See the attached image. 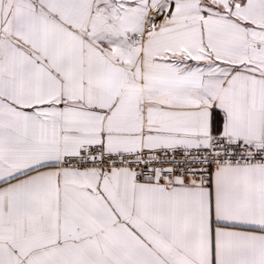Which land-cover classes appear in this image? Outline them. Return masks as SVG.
<instances>
[{
  "label": "snow or ice",
  "instance_id": "snow-or-ice-1",
  "mask_svg": "<svg viewBox=\"0 0 264 264\" xmlns=\"http://www.w3.org/2000/svg\"><path fill=\"white\" fill-rule=\"evenodd\" d=\"M0 264H264V0H0Z\"/></svg>",
  "mask_w": 264,
  "mask_h": 264
}]
</instances>
